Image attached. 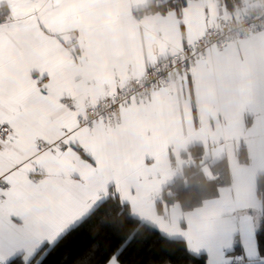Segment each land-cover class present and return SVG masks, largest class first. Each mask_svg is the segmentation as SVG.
Here are the masks:
<instances>
[{
	"label": "snow or ice",
	"instance_id": "snow-or-ice-1",
	"mask_svg": "<svg viewBox=\"0 0 264 264\" xmlns=\"http://www.w3.org/2000/svg\"><path fill=\"white\" fill-rule=\"evenodd\" d=\"M54 258L264 264V0H0V264Z\"/></svg>",
	"mask_w": 264,
	"mask_h": 264
},
{
	"label": "trees",
	"instance_id": "trees-1",
	"mask_svg": "<svg viewBox=\"0 0 264 264\" xmlns=\"http://www.w3.org/2000/svg\"><path fill=\"white\" fill-rule=\"evenodd\" d=\"M217 170L223 172L224 165L219 164L217 165ZM187 181L190 185V191L192 192L193 201L198 200L201 195V190L206 186V182L204 181L203 177L200 176L197 169L193 168L187 173ZM185 183L184 177H177L174 181V186L178 188H182L183 184ZM12 264H19V261H13ZM51 264H55V258L51 262Z\"/></svg>",
	"mask_w": 264,
	"mask_h": 264
},
{
	"label": "crops",
	"instance_id": "crops-1",
	"mask_svg": "<svg viewBox=\"0 0 264 264\" xmlns=\"http://www.w3.org/2000/svg\"><path fill=\"white\" fill-rule=\"evenodd\" d=\"M177 177H179V176H177ZM177 177H176V178H177Z\"/></svg>",
	"mask_w": 264,
	"mask_h": 264
}]
</instances>
